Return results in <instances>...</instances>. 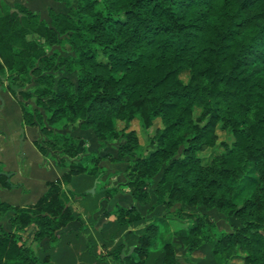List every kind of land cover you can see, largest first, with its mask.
<instances>
[{
  "label": "clouds",
  "instance_id": "9594fccd",
  "mask_svg": "<svg viewBox=\"0 0 264 264\" xmlns=\"http://www.w3.org/2000/svg\"><path fill=\"white\" fill-rule=\"evenodd\" d=\"M96 7L104 10L103 3L97 4ZM127 7L129 5L121 0V3L116 5V11ZM222 12L227 15H222ZM200 13H207V15L202 20H197L196 17ZM177 15L181 14L177 12ZM244 17L249 18V24L231 39L221 41L216 33L223 32L225 28L230 27L231 20L238 21ZM37 19L34 17L33 23H36ZM85 19L89 22L92 20L91 17H85ZM178 23H203L207 25V31L196 32L194 29L185 28L172 36V40L179 38V45L183 51H180L176 45L166 50L162 48L161 44L165 39L162 36L156 37L152 43L139 41L132 44L129 42V47L119 53L121 57L127 58V63L120 62L115 66H110L97 83L84 89L79 96L73 95L72 98L83 106V110H86L83 114L77 113L73 122L80 124L81 121L87 119L88 123L85 127L94 130L97 135L96 151L89 152L92 142L87 139L78 149L73 150L71 141L66 143L56 134L44 132L40 135L39 141L43 146L44 158L54 161L69 173L67 179L60 178L58 187L62 194L61 203L70 201L73 205V215L65 223H71L75 225V228L65 230L62 225L61 234L56 236H52L50 229L47 230L45 235L49 236V240L46 249L40 247L39 241L25 244L17 239L15 234L8 238L0 231V237H3L0 239V264H167L166 254L169 250L181 246L185 249L184 255L192 264H196L197 261H203L204 264H229L233 256H239L241 259L232 261V264H264V167H254L248 161L247 156H244L238 163L232 161L225 165L231 171L224 176L217 177L219 187L214 185L205 187L207 178L214 173L207 170L200 173L205 180L197 187L189 188L187 194L180 197L189 208L196 210L192 217L180 214L172 207L177 197L174 193L170 194L167 187L155 199L149 195L140 200L136 205L140 212L135 214L121 212L111 205L114 195L111 192L113 188L111 184L104 188L105 182L101 181L96 185L95 195L89 196L84 186L77 188L71 183L73 172L81 179L96 175L98 170L94 171L96 164L93 158L109 145L114 146L121 138L119 128L109 127L110 119L116 111L112 107L113 104L120 106V115L131 113L136 118L137 124L143 123L145 119L149 121L148 128L145 129L146 138L138 140L137 144L126 153L129 157V164L135 163L137 157L143 160L148 156L149 150H146V146L149 141L153 144H160L162 157L154 160L147 172L138 177L145 186L152 185L154 177H160L163 185L166 181L176 183L177 180L182 181L195 175L188 171L187 167L177 169L175 173H172L170 165L176 157L177 150L182 147L189 148L195 143L194 138L198 136V132L193 125L203 127L208 114L205 113L204 119L198 122L190 112L188 118L191 122L177 125L175 123L178 115L176 106L169 105L167 112L161 110L163 105L168 103L165 94H171L175 87L198 83L202 86L206 85L207 89L213 92L212 96L204 94L206 100L212 102L219 99L215 92L225 88L226 85L223 81L213 83L216 79L213 72L218 74L228 72L234 65L233 57L240 51V48L257 42L261 31L264 30V0H257L244 11L239 9L238 0H232L226 7L223 6L222 0H215L211 9L208 7L188 9ZM212 24L216 27L213 28ZM189 31L194 32V38L184 36V33ZM84 35L88 38L92 33L84 32ZM110 39L111 43H109ZM126 40H128L127 34L110 33L103 38L102 42H93L91 47L103 48L107 45L108 50L111 51L116 45H123ZM63 43H68V41ZM220 43L227 44L229 47L219 50ZM2 48L3 45L0 43V49ZM50 48V44L43 42L41 44L42 54L47 55ZM177 52L179 57H186L189 61L184 63L181 60L179 66L189 68L190 74L195 73V80H181L180 85L174 84L172 69L178 64L173 62L172 57ZM4 54L14 61L13 67L8 69L5 66L2 73L6 82L11 85L12 91L19 88L29 93H36L38 88L44 87V85L29 86L31 76L36 75L32 69L39 63L38 57L31 51L19 43L9 41L7 49H3L0 53V65L4 63ZM226 56L228 59H224L221 63L222 58ZM52 63L54 64L55 60ZM81 67L80 64H72V69L77 75L81 74ZM83 67L86 68L87 65ZM256 67H259L261 71L248 80L241 94L248 90L249 84L254 85L251 90L260 94L259 107L260 111L264 112V64L257 61L241 75L247 76ZM21 68H23L22 71ZM49 70H52L53 76L56 74L52 64L39 69L41 73H47ZM237 71H239L238 68ZM257 79L259 84L255 85ZM230 87L235 88L236 85L233 84ZM12 91H9V95H12ZM69 91L71 92V89ZM30 99L34 101L35 95H32ZM20 103L21 107L31 114L30 105ZM204 111L201 105L195 115ZM240 118L243 117H237V119ZM29 122V119L25 117L21 121V126ZM249 123H254V121L246 119L244 124L237 126L238 129H243L244 133H250L246 142L254 143L253 137L264 138V129L256 132L248 127ZM65 124H69L67 117L56 121L53 126L61 128ZM40 127H43L42 123ZM229 130H231V125H229ZM160 141L166 143H160ZM151 151L155 152L156 149L153 148ZM76 165L80 167L77 168ZM179 186L181 185L177 184V187ZM131 190L130 186L118 189L124 192H131ZM254 193L255 196L260 197V201L258 206L253 205L248 208L245 206L246 202L255 198ZM73 194L78 195L79 200L73 201ZM193 194L196 195L195 200L191 199ZM201 206L205 211L215 208L218 213H222L221 218L228 227L218 228L215 223H206L198 232L187 234L186 225L193 224L195 216L204 219L203 213L199 211ZM237 209H244L243 214L236 213ZM59 219L58 216L57 220ZM233 220H238L239 223L233 224ZM181 231L187 234L186 239L178 237ZM192 241L195 243H191ZM101 243L104 244V248H101ZM202 246V251L194 253V250L201 249ZM129 247L134 249L131 255L123 261L120 260L121 250L127 254ZM25 248L28 251H25ZM45 255L47 260H44ZM102 256L103 259H101Z\"/></svg>",
  "mask_w": 264,
  "mask_h": 264
},
{
  "label": "trees",
  "instance_id": "16d2710c",
  "mask_svg": "<svg viewBox=\"0 0 264 264\" xmlns=\"http://www.w3.org/2000/svg\"><path fill=\"white\" fill-rule=\"evenodd\" d=\"M55 1L63 4L67 8V11H55L50 7L47 10L48 20L42 19L38 13L31 11L22 4L15 3L13 6H9L4 2H0V43L3 45L0 53L3 52V49H7L9 41L19 43L31 51L33 55L38 57L39 63L32 69V72L36 73V75L31 76V73L29 74L32 77V82L29 86L44 85V87L38 88L36 93H29L25 89L19 88L12 91L11 85L6 82V78L2 75L5 66L11 69L14 63L13 59L7 54L3 55L4 63L0 65V82L8 91H12V96L18 102L23 114L22 120L27 117L30 121L27 126L37 127L40 134L44 132L56 134L63 138L66 143L71 141L73 150L78 149L85 139L67 132L53 130L51 127L61 118L67 117L69 120V124H65L64 126H68L70 129L77 128L90 131L97 139L96 132L85 127L88 123L87 119L81 121L80 124L73 122L77 113L83 114V111H86L83 110L81 104L72 98L73 95L79 96L84 89L97 83L102 78L105 70L109 69L110 66H115L120 62L127 63V58L121 57L119 53L129 47V42L132 44L139 41L152 43L156 37L162 36L165 37L161 44L162 48L166 50L176 45L180 51H183V48L179 45V38L172 40V36L177 35L185 28L194 29L196 32L207 31V25L203 23H178L179 20L183 19V13L192 7H208L211 9L215 2V0H124L129 7L116 11V5L121 3V0ZM231 2L232 0H222V4L225 7ZM256 2L257 0H238L239 9L244 11ZM100 3L104 4L103 11L96 7ZM177 12L181 15H177ZM205 15L207 13H200L196 19L202 20ZM222 15L226 16L227 13L222 12ZM34 17L38 18L36 23H33ZM85 17H91V22L86 20ZM248 24L249 18L247 17L241 18L238 21L231 20L230 27L225 28L223 32L218 31L216 34L220 37L221 41H225L241 32ZM212 27L215 28L216 25L212 24ZM130 29L131 31L129 32ZM84 32L92 33V35L85 38ZM110 33L117 35L127 34L128 40L123 45H116L111 51L108 50L107 45L103 48L91 47L93 42H102L103 38ZM184 36L194 38V32H185ZM64 41H68V43H63ZM81 41L83 43H78ZM43 42L50 44L51 47L67 44L70 47L71 53L61 56L57 51L52 50L47 55H43L41 52V44ZM109 43H111V39ZM228 47L229 45L227 44H219V50H225ZM233 58L235 59V63L228 72L219 74L215 71L213 72L214 77H216L213 83L223 81L226 85L225 88L215 92V95L219 99H215L212 102L206 100L204 94L206 93L207 96H212L213 92L207 89L206 85L202 86L198 83L195 85L189 84L175 87L171 94H165L168 103L163 105L161 110L167 112L169 105L176 106L178 115L175 123L177 125L190 123L191 119L188 118L190 112L198 122L204 119L205 113L208 114L207 120L203 123V127L193 125L198 132V136L194 138L195 143L190 145L189 148L182 147L177 150L176 157L173 158L170 165L172 173H175L177 169L187 167L188 171L195 173V175L182 181L177 180L176 183L166 181L163 185L161 184V178L158 177L154 183L153 192L150 194L148 192L149 186H145L143 181L138 177L147 172L154 160L162 157L160 144H153L149 141V148L146 147V150H149L148 156L143 160L137 157L135 163L129 164V157L126 153L140 140L137 131L131 127L132 121L136 120V118L131 113L120 115V106L113 104L112 107L116 111L110 119L109 127L116 128V122L121 124V128H119L121 138L115 144V151L106 152L103 155L97 154L93 158L96 164L94 171L98 170L96 175H89L87 178L81 179L73 172L71 174V183L77 188L84 186L87 190L93 186L94 181L104 172V168L100 165L101 161L107 160L110 163H127L125 168V177L127 180L125 186H130L132 190L131 192L118 191V189H122L123 187L113 186L111 192L114 195L111 203L114 202L117 196L121 195L129 197L131 202L126 205L116 201L113 206L117 207L121 212L138 214L140 209L136 205L140 200L149 195L155 199L167 187L170 190V194L174 193L177 197L172 207L178 206L176 208L178 213L192 217L195 211L189 210L188 204L184 203L180 197L185 196L189 188H195L205 180V177L200 173H203L205 170L214 173L210 178H207L205 187L213 185L219 187L217 177L224 176L231 171L225 165L232 161L238 163L244 156H247L248 161L254 167H264V138L256 139L253 137V140H255L254 143L250 141L246 142L250 133H244L243 129H238L237 127L239 124H244L247 119L254 121V123L248 124L250 129L256 132L264 129V112H261L259 107L260 94L251 90L254 86L251 84L248 85V90L243 91V94H241L245 85L248 84V80L253 75L259 73L261 69L259 67L253 68L247 76H242L241 73L247 72L257 61L260 64H264V30L261 31L260 37L255 44L242 46ZM224 59H228V57H223L221 63ZM53 60H55L54 64L52 63ZM172 60L178 64L177 67L172 69L175 85H180L181 80L188 81L196 79V74H190L189 68L179 66V61L181 60L184 63L189 62L186 57H179V53L177 52L172 57ZM74 63L82 66L80 75H77L76 71L72 69V64ZM49 64H52L53 69L56 70L54 76L52 70H49L47 73H41L39 71L41 67ZM84 65H87V67H83ZM237 68L239 71H237ZM22 70L23 68H21ZM183 74L186 75V79L181 78ZM200 75H203V73H200ZM233 84L236 85L235 88L230 87ZM258 84L259 80L257 79L255 85ZM70 89L71 92L69 91ZM32 95H35L34 101L30 99ZM29 101H33L32 106ZM20 102L30 105L31 114L21 107ZM201 105H203L205 111L199 115H195V112ZM189 106L191 107L189 108ZM237 117L243 118L237 119ZM41 123L43 127H40ZM152 123L154 125V121ZM148 125L149 121L147 119L139 124L144 130L148 128ZM229 125H231V130H229ZM97 127L99 128V125ZM218 129L225 133L223 139L219 138ZM241 133L244 134L242 135ZM113 134L115 135V133ZM160 143L166 142L160 141ZM34 145L40 153L44 154L40 141H36ZM214 147L220 148L221 150L212 154L206 162H203L199 153ZM153 148L156 149L155 152L151 151ZM217 165L219 166L217 167ZM75 167L79 168L80 165H76ZM68 175L69 173L66 171L58 179L47 182V191L31 205L12 206L0 201V219L8 213H11L8 217L11 231H5L2 228H0V231L5 233L8 238H11L15 234L17 239L20 240L19 233L33 224L36 226V231L34 232L32 242L39 241V244L45 239L49 240V236L45 235V232L49 229L51 230L52 236L60 235L61 226L63 225L65 228L69 224L65 222L73 215L72 203L69 201L61 203L62 194L58 187L60 178L67 179ZM134 176L136 177L135 179L133 178ZM177 184L181 186L177 187ZM0 187H12V183L8 177L1 172ZM107 187L104 185V188ZM87 194L89 196L95 195V191L94 193L87 192ZM253 196L255 198L247 201L246 207L258 206L260 197L255 196V193ZM72 198L74 201V199H79V196L73 194ZM191 199L195 200L196 195L193 194ZM200 208L204 209L203 206ZM211 210L217 211L215 208L208 211ZM243 212L244 209L236 210V213H240L241 215ZM219 214L223 215L222 213ZM203 215L204 219H201L200 216H195V222L186 226L187 234L198 232L206 223H215L209 214L203 213ZM58 216L60 217L59 220H57ZM187 234L181 231L178 237L180 239H186ZM0 239H3V237H0ZM191 243L194 244L195 241ZM104 247V244L101 243V248ZM24 250L28 251L27 248ZM129 250L130 247L127 254H124L121 250L119 259L122 261L127 259L134 249L130 253ZM202 250L203 246L201 249L194 250V253L195 251ZM122 253L124 254L123 257H121ZM108 255H112V253H108ZM166 257L167 264H192L187 256L184 254L179 255L176 249L169 250ZM236 258L241 259L239 256H233L229 264H232V261ZM101 259H103V256ZM44 260H47L46 255L44 256ZM196 264H204V262L197 261Z\"/></svg>",
  "mask_w": 264,
  "mask_h": 264
},
{
  "label": "crops",
  "instance_id": "0c3cea01",
  "mask_svg": "<svg viewBox=\"0 0 264 264\" xmlns=\"http://www.w3.org/2000/svg\"><path fill=\"white\" fill-rule=\"evenodd\" d=\"M52 1L60 8L61 3ZM0 2L9 6H13L15 3L22 4L38 13L45 20L48 19L47 10L51 7L50 0H0ZM21 121L22 112L18 102L12 95H9V91L0 82V172L5 174L12 183L11 188L0 187V201L12 206H26L35 203L47 191V182L58 179L66 172L54 161L45 159L44 154L35 147L34 143L39 141L41 135L39 129L27 125L21 126ZM51 128L60 131V128L53 126ZM68 133L91 141L92 147L89 151H96L97 139L92 132L76 129ZM100 165L103 168H108V166L123 165V163H110L103 160ZM97 180V184H99L103 181V176ZM119 197L114 199V202L111 203L112 206ZM77 200L79 199H74V201ZM126 201L128 204L131 202L127 196ZM9 215L11 213L0 219V228L5 231H11ZM74 228L75 225L69 223L64 229L73 230ZM35 231L36 226L29 225L19 233L20 240L25 244L32 242ZM39 245L46 249L48 239L43 240Z\"/></svg>",
  "mask_w": 264,
  "mask_h": 264
},
{
  "label": "rangeland",
  "instance_id": "374dc122",
  "mask_svg": "<svg viewBox=\"0 0 264 264\" xmlns=\"http://www.w3.org/2000/svg\"><path fill=\"white\" fill-rule=\"evenodd\" d=\"M49 5L55 11H63V12L67 11V8L63 4H60V8H59V7H57L58 5H56L52 0H50ZM46 20H48V19H46ZM52 50L57 51L61 56H65V55L71 53L70 47L67 44H64L63 46H61V45L53 46V47L50 48L49 51H52ZM181 78L186 79V75L183 74L181 76ZM31 82H32V77L29 80V84ZM29 103L32 106L33 101H29ZM154 125H155V122H154ZM115 126H116V128H121V124L119 122H116ZM131 127L134 128L137 131L140 140H143V139L146 138L147 132L144 129H142L139 126V124H137L136 120L132 121ZM76 129L77 128L70 129L68 126H63V128H60V131L61 132L65 131V132L68 133V132H73ZM217 132H218V135H219L220 139H223L225 137V133L223 131H221L220 129H218ZM149 145L150 144L148 143V145L146 147L149 148ZM220 150H221L220 148H215L214 147V148H211V149H207V150H205L203 152H200L199 155L202 157L203 162H206L210 158V156L212 154H214V153H216V152H218ZM114 151H115V145L114 146L113 145H109L103 151L98 152V154L103 155L106 152H114ZM126 166H127V163H123V165H114V166L111 165V166H108V168H104V172L101 175V176H103V181L105 182L104 185L108 186L109 184H111L113 186L124 187L125 186V182L127 181L126 177H125V168H126ZM157 178L158 177L154 178V183L156 182ZM154 183L148 187V192L150 194H152V192H153ZM117 200L119 202H121L122 204L128 205V203L126 201V196H124V195H121ZM177 207L178 206H175L174 208L176 209ZM189 210L196 211L195 209H192V208H190ZM199 211L202 212V213L209 214V216L212 218V220L215 222V224H216V226L218 228H220V227L227 228L228 227V225L225 224L224 220L221 218L223 215L217 213V211L211 210V211L207 212V211H205L204 209H201V208L199 209ZM232 223L233 224H237L239 222L237 220H233ZM175 249H176V252L179 255H183L185 253V249H184L183 246L177 247ZM238 260H240V259L236 258L233 261H238Z\"/></svg>",
  "mask_w": 264,
  "mask_h": 264
},
{
  "label": "water",
  "instance_id": "95a60500",
  "mask_svg": "<svg viewBox=\"0 0 264 264\" xmlns=\"http://www.w3.org/2000/svg\"><path fill=\"white\" fill-rule=\"evenodd\" d=\"M97 182H98V180L96 179V180L94 181L93 186H92L91 188L87 189L86 191H87L88 193H94ZM132 250H133V248L130 247L129 253H130ZM123 256H124V254L122 253V254H121V257H123Z\"/></svg>",
  "mask_w": 264,
  "mask_h": 264
}]
</instances>
